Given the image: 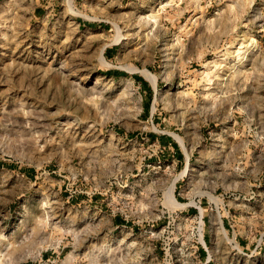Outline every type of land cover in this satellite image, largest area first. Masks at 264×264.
I'll return each mask as SVG.
<instances>
[{"label":"rangeland","instance_id":"374dc122","mask_svg":"<svg viewBox=\"0 0 264 264\" xmlns=\"http://www.w3.org/2000/svg\"><path fill=\"white\" fill-rule=\"evenodd\" d=\"M0 264H264V0H0Z\"/></svg>","mask_w":264,"mask_h":264},{"label":"trees","instance_id":"16d2710c","mask_svg":"<svg viewBox=\"0 0 264 264\" xmlns=\"http://www.w3.org/2000/svg\"><path fill=\"white\" fill-rule=\"evenodd\" d=\"M112 73H114V72H111V74ZM142 84H143V86L145 88L146 95L150 97L151 96V89H150V87L145 82H142ZM146 109H148V105L146 106Z\"/></svg>","mask_w":264,"mask_h":264},{"label":"crops","instance_id":"0c3cea01","mask_svg":"<svg viewBox=\"0 0 264 264\" xmlns=\"http://www.w3.org/2000/svg\"><path fill=\"white\" fill-rule=\"evenodd\" d=\"M47 1H52V0H47ZM41 10H42V7H40V9L37 8V9L35 10V12H39V11H41Z\"/></svg>","mask_w":264,"mask_h":264},{"label":"bare ground","instance_id":"6f19581e","mask_svg":"<svg viewBox=\"0 0 264 264\" xmlns=\"http://www.w3.org/2000/svg\"><path fill=\"white\" fill-rule=\"evenodd\" d=\"M103 60H104V57L102 56L101 57ZM170 194L168 195L170 198L172 197V193L171 192H169Z\"/></svg>","mask_w":264,"mask_h":264}]
</instances>
